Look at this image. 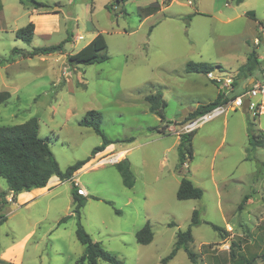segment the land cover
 <instances>
[{
	"label": "rangeland",
	"instance_id": "1",
	"mask_svg": "<svg viewBox=\"0 0 264 264\" xmlns=\"http://www.w3.org/2000/svg\"><path fill=\"white\" fill-rule=\"evenodd\" d=\"M32 1L45 6L34 8ZM152 1L160 7L169 2L127 0L112 6L113 0H0V126L36 117L39 136L47 140L62 170L90 157L93 147L102 141L91 127L79 124L87 110L101 113L100 127L107 137L121 139L115 142V150L133 146L125 157L131 164L132 187L124 185L114 164H98L106 153L94 155L73 177L85 191L80 209L83 228L126 264H160L173 248L177 231L190 226L194 208L199 209L200 223L190 226L193 241L189 247L197 253V264H243L244 259L253 257L261 264L264 147H257L249 160L245 148L247 121L255 131L264 133V114L254 117L238 108L200 125L192 139L193 158L180 171L176 169L177 150L171 146L175 134L162 136L156 127L164 121L171 128L180 127L183 109L195 105V99H208V90L196 97V86L206 75L184 74L185 59L220 61L233 68L235 56L246 55L251 47L264 56V44H253L259 35L258 24H264V0H245L242 5L226 0L222 13H212L209 0H205L201 6L205 14L196 17L171 15L190 8L188 1H196L179 0L187 6L173 3L148 17L145 8ZM242 9H252L256 15H240ZM32 11L56 14L57 18L38 21L39 30L49 27L50 31L34 35L27 43L17 38L15 31L31 21ZM97 32L104 36L108 58L69 65L67 55ZM63 41L60 51L23 56L34 47ZM261 73L256 72L254 78L260 79ZM156 92L166 101L164 121L149 111L144 100L146 94ZM183 176L201 184L200 199L176 198L174 178ZM71 185L70 180L52 184L46 194L29 204L6 196L0 204V216L5 218L0 222V254L27 233L29 236L20 261L0 256V264H74L84 246L75 235ZM6 190L7 183L0 177V191ZM244 195H248L247 201L238 209ZM146 222L153 238L140 244L135 233ZM171 222L174 224L169 225ZM209 223L224 231L218 234ZM224 244H229L228 248ZM231 251L236 258H230ZM98 264L109 263L99 259ZM167 264L191 262L179 248Z\"/></svg>",
	"mask_w": 264,
	"mask_h": 264
},
{
	"label": "trees",
	"instance_id": "2",
	"mask_svg": "<svg viewBox=\"0 0 264 264\" xmlns=\"http://www.w3.org/2000/svg\"><path fill=\"white\" fill-rule=\"evenodd\" d=\"M126 1L127 0H113L112 6L123 5ZM237 1L240 2L241 0ZM32 3L34 8L45 6L43 3L37 1H32ZM147 8L148 11H151L157 9L158 5L153 4L151 5V8ZM248 15L253 16V12ZM259 24L263 23L260 22ZM15 36L30 43L34 36V23L29 21L26 25L16 29ZM63 44L64 41L57 44L34 47L32 50L24 52L23 56L43 55L54 51H60L63 48ZM105 48L106 42L104 36L101 32H97L87 44L82 46L76 52L68 54L67 62L69 65H87L105 61L108 58ZM261 64L262 61H260L257 51L255 48H252L247 54L246 61L237 68L236 73L234 74V87H240L243 82L254 77L256 72H263L264 68H261ZM216 69L222 70V67L217 64L191 60L187 61L184 66V70L187 73L195 72L206 74L207 72ZM222 97L223 96L219 93L214 100L198 104L197 107L189 112L183 120L187 121L222 103L224 101ZM144 99L148 103L149 111L153 112L160 118V120L164 121V108L166 106V101L163 99L161 93L156 92L146 94ZM101 120V113L94 109L87 110L84 116L79 120L80 125L91 127L95 133L100 135L102 141L99 145L93 147L90 157L84 160H76L65 167L64 170L60 169L47 140L39 136V125L36 117H31L18 124L0 126V177L4 178L7 183V190L0 191V204H4V199H6V196L9 193H12V201L14 200L15 195L22 191L44 187L52 176L58 177L61 181L70 180L72 184V213L77 217L75 235L77 240L84 246L83 253L76 259L74 264H98L99 259H102L109 264H126L122 259L105 249L99 241L93 240L83 228L80 221V209L84 206L85 196L78 191L77 185L72 180L73 174L87 161L93 158L96 153L102 151L107 145L121 140L107 137L100 127ZM156 129L159 128L156 127ZM246 131L248 140L245 148V159L249 160L252 158V153L257 147H264V133L261 130L255 131L253 129V123L250 120L247 121ZM194 133L195 130L184 132L179 135V141L176 147L178 155L176 169L179 171L182 170L185 163L193 158L192 139ZM114 165L119 171L124 185L132 187L134 179L131 174L129 161L124 157ZM202 194L203 190L201 187L194 185L189 178L185 176L181 177L175 194L177 199H200ZM247 197L248 195H244L238 209H241L244 206ZM69 216L70 215L62 217L59 220V223L65 221ZM4 219V217L0 216V222ZM199 223V209L194 208L191 214L190 226L198 225ZM173 224L174 223L171 222L169 225ZM209 225L213 230L217 231L218 234H221L224 231L219 225L214 223H209ZM190 226L186 230L177 231L173 248L166 256L161 258L160 264H167L168 261L174 257L179 248L184 249L191 264H197V253L192 251L189 247V244L193 241ZM152 238L153 232L148 222H146L135 233V239L140 244H147L152 241ZM229 256L231 259L236 258L233 251L230 252ZM259 258L261 264H264V252L259 255ZM255 259L256 257L244 259L243 264H257Z\"/></svg>",
	"mask_w": 264,
	"mask_h": 264
},
{
	"label": "crops",
	"instance_id": "3",
	"mask_svg": "<svg viewBox=\"0 0 264 264\" xmlns=\"http://www.w3.org/2000/svg\"><path fill=\"white\" fill-rule=\"evenodd\" d=\"M162 1H165V0H162ZM204 1L205 0H196L195 1V3L193 4V3H191L190 1H188V4H190L191 5V7L190 8H188L187 7V9L185 10V11H181V12H179V13H175V14H173V13H171V15H178V16H189V14H192V15H190V16H192V17H196V16H199V15H202V14H205V12L206 11H203V9H201L202 7L201 6H203L204 5ZM173 3H177V4H179V5H184V6H187V3H185V2H182V1H179V0H169V2H168V4L167 5H165L164 7H160V5H159V2H154V1H152V2H149V4L147 5V7H149V8H151V5H153V4H157L158 5V8L157 9H154V10H151V11H147L148 13H147V16L149 17V16H151V15H154V14H156V13H160V12H162L163 10H164V8H167V7H170ZM239 4L238 5H242L243 3H245V0H241L240 2H238ZM228 4H227V2H226V0H224L223 1V4L221 3V0H209V9L211 10V12L213 13V12H218V13H222L223 12V8H225L226 6H227ZM237 5V6H238ZM236 6V7H237ZM145 8V9H148V8ZM205 8V7H204ZM251 12H253V14L254 15H256L255 13H254V11L252 10V9H242L241 11H240V15L242 14V15H244V16H247L249 13H251ZM238 14V15H239ZM54 15H56V14H45V15H43V14H39L37 11H32L31 12V14H30V20L34 23V35H36V34H40V35H43V34H45V33H49V31H50V28L49 27H47L45 30H39V26H38V21H40V20H47V19H49L48 17L49 16H54ZM54 17H56V16H54ZM57 18V17H56ZM192 20V19H191ZM258 25H260V24H258ZM258 29H259V26H258ZM95 35H93L85 44H87L93 37H94ZM84 44V45H85ZM83 45V46H84ZM81 48V47H80ZM252 48V47H251ZM251 48L247 51V53H246V55H237V56H235V60H236V65L233 67V68H231L230 66H228V67H224L221 63H220V61H215V62H213L214 64H217V65H220L221 67H222V70H224V71H226V72H231V73H233V74H235L236 73V70H237V68L241 65V64H243L245 61H246V57H247V54H248V52L251 50ZM79 50V49H78ZM258 53V52H257ZM258 57H259V59L262 61V64H264V56H262V55H260L259 53H258ZM187 61H190V60H188V59H185V63L187 62ZM192 61V60H191ZM196 62H205V61H196ZM209 63V62H208ZM212 63V64H213ZM261 64V65H262ZM227 68H229V69H227ZM217 70V69H216ZM184 74H190V73H184ZM183 74V75H184ZM206 75V74H205ZM205 78V81L204 80H202L201 81V84H199L198 86H196V88H198V92H197V94H196V97L197 98H201V94H202V92H204V90L205 91H209V96H208V99L206 100V101H203L202 99H195V101H194V103L193 104H195V105H193L192 107H190L189 109H183V114L181 115L182 117H181V119H183V118H185L187 115H188V113L189 112H191V111H193L196 107H197V105L198 104H200V103H207V102H210V101H212V100H214L216 97H217V95L219 94V89H218V87L211 81V80H209L208 78H207V76H205L204 77ZM252 78L253 77H251V78H249L248 80H246L245 82H243L241 85H240V87H235V90L238 92L239 90H240V88H243L245 85H247V84H249L251 81H252ZM206 81H208V82H206ZM196 81H194V84H197V83H195ZM208 83H210V84H208ZM198 95V96H197ZM145 100V99H144ZM148 104V103H147ZM242 113H245V112H243V110H242ZM243 121V120H242ZM223 122H224V124L226 123L227 124V117L226 116H224V119H223ZM238 123H239V121H238ZM243 123V122H242ZM240 125H241V123H239V125H237L236 126V128L238 129V130H240ZM171 127H172V125L171 124H169V123H167V121H164L160 126H158V128L159 129H157L156 131L160 134V135H162V136H166V135H168V134H172L171 133V131H170V129H171ZM160 129H162V130H160ZM233 131H234V129H233ZM110 138V137H109ZM159 138H161V137H158V138H156V139H159ZM178 141H179V136H177V135H175V140L172 142V144H171V146H174L175 147V149H176V147H177V144H178ZM114 145H115V143H111V144H109V145H107L102 151H100V152H98V153H96L95 154V156L96 155H98V154H101V153H107V152H110V151H118V150H126V153L124 154V156H123V158L124 157H126L127 156V154L130 152V150L132 149V147L133 146H128V147H126V148H119V149H117V150H115V148H114ZM170 149V147H167L166 148V150H169ZM94 156V157H95ZM93 157V158H94ZM161 162H163V160L161 159ZM130 163V162H129ZM130 169H131V164H130ZM79 170V169H78ZM77 172V171H76ZM76 172L73 174V176H72V180H73V177H74V175L76 174ZM54 176H52L49 180H48V182H47V184L44 186V187H40V188H34V189H31V190H29V191H22V192H20V193H18V194H16L15 195V197H14V200H13V202H18V203H23V204H29V203H31V202H33L34 201V199L37 197V196H39V195H44V194H46L51 188H52V184H56L57 182H59V181H61V180H59L58 179V177H56V180H54V181H52V178H53ZM192 181V183L194 184V185H196V186H200L201 188H202V186H201V184L199 183V182H194L193 180H191ZM210 181H212L213 182V184H214V186L216 185V183H215V181L213 180V176L211 175V177H210ZM75 182V181H74ZM174 183H176V184H178L179 185V183H180V179H177V178H174ZM78 185V184H77ZM178 185H177V188H178ZM78 187V190H80V192H81V194H85V191L80 187V186H77ZM8 198H10V193L7 195V199ZM28 236H29V233H27L21 240H19V241H17V242H15V243H13L12 245H10L9 247H7L1 254H0V256H1V258H3V259H5V260H9V261H14V262H18V261H20V258H21V255H22V251H23V248H24V246H25V242H26V240H27V238H28ZM12 250H14L15 251V254L14 255H12L11 254V251Z\"/></svg>",
	"mask_w": 264,
	"mask_h": 264
},
{
	"label": "built area",
	"instance_id": "4",
	"mask_svg": "<svg viewBox=\"0 0 264 264\" xmlns=\"http://www.w3.org/2000/svg\"><path fill=\"white\" fill-rule=\"evenodd\" d=\"M264 44V24L259 25V35L253 39L255 46ZM206 76L219 89V93L223 96L224 101L208 111L196 115L195 117L183 121L180 127L171 128V133L179 136L184 132H191L196 130L200 125L220 116L225 115L229 111H234L243 107L245 100H248V113L256 117L264 114V71L261 73V78H252V81L243 88L231 94L235 90L233 85L234 75L220 70H213L206 73ZM121 153V155L119 154ZM126 150L110 151L99 157L98 164L111 163L115 164L120 161ZM80 192V190H78ZM81 193V192H80ZM12 196V193H10ZM10 200V198H9ZM229 244H224L223 247L228 248Z\"/></svg>",
	"mask_w": 264,
	"mask_h": 264
},
{
	"label": "water",
	"instance_id": "5",
	"mask_svg": "<svg viewBox=\"0 0 264 264\" xmlns=\"http://www.w3.org/2000/svg\"><path fill=\"white\" fill-rule=\"evenodd\" d=\"M261 68H264V64L261 65ZM243 112H248V100H245L242 107Z\"/></svg>",
	"mask_w": 264,
	"mask_h": 264
},
{
	"label": "bare ground",
	"instance_id": "6",
	"mask_svg": "<svg viewBox=\"0 0 264 264\" xmlns=\"http://www.w3.org/2000/svg\"><path fill=\"white\" fill-rule=\"evenodd\" d=\"M121 155V153H119Z\"/></svg>",
	"mask_w": 264,
	"mask_h": 264
}]
</instances>
